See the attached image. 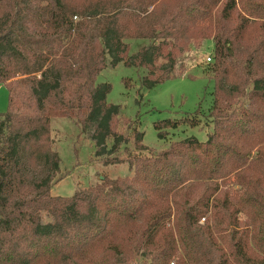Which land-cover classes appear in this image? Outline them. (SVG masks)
<instances>
[{
  "label": "trees",
  "instance_id": "obj_1",
  "mask_svg": "<svg viewBox=\"0 0 264 264\" xmlns=\"http://www.w3.org/2000/svg\"><path fill=\"white\" fill-rule=\"evenodd\" d=\"M125 40L159 42L128 66L152 68L167 51L146 88L213 42V131L130 157L132 177L52 196L53 118L96 126L100 144L113 136L112 155L128 142L112 86L97 84L109 54L124 61ZM0 85V264H264V0H0ZM199 113L154 123L158 138L197 127Z\"/></svg>",
  "mask_w": 264,
  "mask_h": 264
},
{
  "label": "rangeland",
  "instance_id": "obj_2",
  "mask_svg": "<svg viewBox=\"0 0 264 264\" xmlns=\"http://www.w3.org/2000/svg\"><path fill=\"white\" fill-rule=\"evenodd\" d=\"M124 43L127 45L124 61L113 64L109 54L107 67L98 76L97 84L112 86L107 103L119 108L115 131L127 137L128 142H122L119 151L112 155L115 145L113 136H106L100 144L97 142L100 137H95L96 126L84 129L75 119L53 118L51 138L53 149L60 157V171L53 181L52 196L72 197L76 191L98 185L105 177L113 180L132 177L134 172L128 163L130 157L159 155L171 144L188 137L205 142L213 131L209 114L213 104L214 81L213 74L207 70V59L214 50L212 41H205L201 47L192 46L187 52L178 54L173 76L153 88L144 87L142 81L152 72L157 73L168 66L165 58L167 51L161 52L152 68L128 66L130 58L137 56L142 49L157 46L159 42L125 40ZM124 79H130L129 88ZM8 107V89L0 85V115L7 112ZM199 109L201 120L197 127L183 126L170 130L168 140L158 138L154 123L193 116ZM138 133L143 135L142 145L147 150L136 148ZM115 158L124 161L107 164L108 160ZM49 222L51 219L45 216L44 223ZM139 263L136 259L131 264Z\"/></svg>",
  "mask_w": 264,
  "mask_h": 264
},
{
  "label": "built area",
  "instance_id": "obj_3",
  "mask_svg": "<svg viewBox=\"0 0 264 264\" xmlns=\"http://www.w3.org/2000/svg\"><path fill=\"white\" fill-rule=\"evenodd\" d=\"M211 61H212V58L209 57V58L207 59V62L209 63V62H211Z\"/></svg>",
  "mask_w": 264,
  "mask_h": 264
}]
</instances>
